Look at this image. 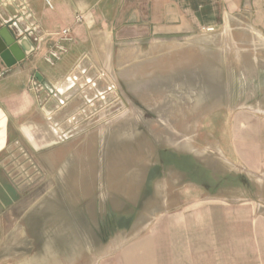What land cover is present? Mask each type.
<instances>
[{
    "label": "rangeland",
    "instance_id": "rangeland-1",
    "mask_svg": "<svg viewBox=\"0 0 264 264\" xmlns=\"http://www.w3.org/2000/svg\"><path fill=\"white\" fill-rule=\"evenodd\" d=\"M242 27L124 32L107 41L115 80L97 41L90 73L75 67L95 94L67 78L75 69L59 83L24 70L26 109H0V264H95L105 240L118 248L183 208L243 207L260 219L264 178L234 148L264 121V38ZM45 64L37 71L52 74Z\"/></svg>",
    "mask_w": 264,
    "mask_h": 264
},
{
    "label": "crops",
    "instance_id": "crops-1",
    "mask_svg": "<svg viewBox=\"0 0 264 264\" xmlns=\"http://www.w3.org/2000/svg\"><path fill=\"white\" fill-rule=\"evenodd\" d=\"M76 15L83 16L80 23H75ZM226 19L230 25H244L241 30L248 34L246 28L251 27L264 37V0H0V25L8 23L14 33L22 35L21 47L27 53L35 50L40 56L57 41L54 34L65 27H72L74 37L55 65L38 57L10 69L0 81V109L4 113L26 109L24 70H35L34 75L57 83L80 63L90 73V48H97V41L107 48V41L124 32L181 35L224 25ZM43 64L52 74L37 71ZM12 79L19 82L13 89ZM7 125L8 117L6 134ZM256 136L237 140L234 154L237 163L264 178V121H259ZM255 209L260 219L254 223L251 211L243 207H221L219 211L210 205L167 212L95 264H264V209Z\"/></svg>",
    "mask_w": 264,
    "mask_h": 264
},
{
    "label": "water",
    "instance_id": "water-1",
    "mask_svg": "<svg viewBox=\"0 0 264 264\" xmlns=\"http://www.w3.org/2000/svg\"><path fill=\"white\" fill-rule=\"evenodd\" d=\"M21 34H16L8 25H0V71L10 70L23 62L29 53L21 47ZM35 77L41 81V75L35 73Z\"/></svg>",
    "mask_w": 264,
    "mask_h": 264
},
{
    "label": "bare ground",
    "instance_id": "bare-ground-1",
    "mask_svg": "<svg viewBox=\"0 0 264 264\" xmlns=\"http://www.w3.org/2000/svg\"><path fill=\"white\" fill-rule=\"evenodd\" d=\"M251 30H253V31H255L253 28L251 29ZM258 33V32H257ZM226 34V33H225ZM261 38H264L263 36H261ZM109 44H108V46H107V49H106V54H105V57H106V60H105V67H106V69H107V72H110L111 73V75L113 76V74H112V63H111V58H112V44H111V42H108ZM82 66V65H81ZM82 69H83V67H82ZM81 70H79V69H75V70H73L70 74H69V77H67V78H69V80L70 81H75V83H77L78 85H81V88L86 84V83H89L88 81L89 80H87L86 79V77L83 75V72H80ZM113 79H114V76L112 77ZM104 80V82L106 83V85H111L110 83H108V80H106V78H104L103 79ZM115 80V79H114ZM63 81V80H62ZM67 81V80H66ZM96 86V83L95 82H93V83H89V85L87 86V87H85L86 88V90H87V88H88V90H89V92H93L94 94H95V92H94V87ZM112 86V85H111ZM110 87V86H109ZM61 88V87H60ZM87 90V91H88ZM67 95V94H66ZM65 95V96H66ZM85 95V94H84ZM59 99V98H58ZM84 102V105H85V107H88L89 105H88V103H90V105H92V104H94V103H92L93 102V100L88 96V95H86L85 96V100L83 101ZM101 117V116H100ZM106 117V116H105ZM179 146V145H178ZM146 228V227H145ZM119 240V239H118ZM120 241H122L121 239H120ZM120 244H122V243H120ZM117 245H118V243H117V241L115 240V239H112V240H110V241H108V243L106 244V246L98 253V254H96V255H94L93 257V259H95L96 260V258H98L100 255H105V254H108V253H110L111 251H114L116 248H117ZM95 262V261H94ZM97 262V261H96Z\"/></svg>",
    "mask_w": 264,
    "mask_h": 264
},
{
    "label": "built area",
    "instance_id": "built-area-1",
    "mask_svg": "<svg viewBox=\"0 0 264 264\" xmlns=\"http://www.w3.org/2000/svg\"><path fill=\"white\" fill-rule=\"evenodd\" d=\"M83 20L82 15L75 16V23H80ZM206 32L213 31L212 27L205 28ZM54 36L57 38V41L46 51L42 52V60L50 66L55 65L62 57L68 52V43L74 41L72 27L68 26L61 29L59 32L55 33Z\"/></svg>",
    "mask_w": 264,
    "mask_h": 264
}]
</instances>
